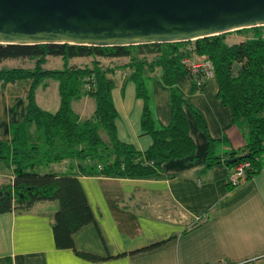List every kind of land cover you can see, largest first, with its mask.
Instances as JSON below:
<instances>
[{
  "label": "crops",
  "instance_id": "0c3cea01",
  "mask_svg": "<svg viewBox=\"0 0 264 264\" xmlns=\"http://www.w3.org/2000/svg\"><path fill=\"white\" fill-rule=\"evenodd\" d=\"M228 38L237 43L245 39L238 34ZM202 59L192 57L196 62ZM128 77V70L123 69L115 70L113 76L111 95L117 112V138L145 152L152 138L141 131L144 103ZM194 82L195 78L185 72L176 76L179 92L201 116L206 130L202 132L191 120L197 162L170 161L163 166L160 178L149 179L88 175L79 168L84 163L78 161L71 173L52 172L78 178L95 223L73 235V249H61L53 233L57 201H38L29 209L1 213L0 264H264V168L252 179L231 188L227 185L230 168L220 163L204 167L209 140L223 161L224 154L245 146V131L232 122L230 110L218 99L214 77L195 91ZM29 85L22 81L0 86V141L5 144H11L15 129L25 119ZM146 86L155 120L167 126L171 120L169 92L159 71L150 75ZM91 99L86 96L72 102L80 120L92 106ZM35 100L42 110L57 111V82L45 81L37 88ZM27 130H35L42 144V133L35 124ZM12 172L10 160H0L2 184L11 183ZM203 217L206 221L194 222ZM157 243L162 244L131 254Z\"/></svg>",
  "mask_w": 264,
  "mask_h": 264
},
{
  "label": "trees",
  "instance_id": "16d2710c",
  "mask_svg": "<svg viewBox=\"0 0 264 264\" xmlns=\"http://www.w3.org/2000/svg\"><path fill=\"white\" fill-rule=\"evenodd\" d=\"M231 33L245 39L230 45L227 38ZM192 57H203L211 63L218 99L230 110L232 122L235 125L244 123L246 127L245 146L240 151L224 154V159L239 157L240 160L225 166L231 171L240 163L248 162L245 180L258 175L264 168V26L189 42L125 47L0 44V65L6 60L33 63L28 69H0V86L22 81L30 83L23 123L15 129L11 144L0 141V160L9 159L13 167L11 183L0 185L3 193L0 214L29 209L38 201H57L53 225L55 244L61 249H73V235L83 226L95 223L93 214L74 174H42L39 172L42 166L64 160H77L81 164L95 161L96 167L79 165V168L88 175L149 179L160 178L163 166L170 161L197 162L190 122L193 120L202 132H206L205 126L176 85L178 73L185 72L192 77L182 63ZM51 58H60L63 69H44ZM78 58H91L92 61L90 64L70 63ZM100 59L108 60V63L104 64ZM120 59L126 60L124 64H113ZM117 69L128 70L136 95L143 100L141 131L152 138V145L145 152H139L117 138V112L111 95ZM156 71L160 72V79L169 92L171 120L167 126H160L155 120L146 86L150 75ZM48 80L58 83L60 102L55 112L42 110L35 100L37 88ZM196 88L194 82L193 91ZM86 96L94 100L95 110L91 118L80 120L71 104ZM30 124H35L42 133V144L29 138ZM102 131L106 138L102 137ZM213 148L214 142L209 140L205 168L219 164L222 159L216 156ZM79 255L98 260L91 255Z\"/></svg>",
  "mask_w": 264,
  "mask_h": 264
},
{
  "label": "water",
  "instance_id": "95a60500",
  "mask_svg": "<svg viewBox=\"0 0 264 264\" xmlns=\"http://www.w3.org/2000/svg\"><path fill=\"white\" fill-rule=\"evenodd\" d=\"M262 26L264 0H0L1 45L125 47Z\"/></svg>",
  "mask_w": 264,
  "mask_h": 264
},
{
  "label": "rangeland",
  "instance_id": "374dc122",
  "mask_svg": "<svg viewBox=\"0 0 264 264\" xmlns=\"http://www.w3.org/2000/svg\"><path fill=\"white\" fill-rule=\"evenodd\" d=\"M234 36L235 33H231L228 37L230 36ZM229 39V38H228ZM228 44L232 45L233 43H237L236 41L235 42H232V41H227ZM92 61L91 58H78L76 60H73L71 61L70 63H77V64H90V62ZM100 61L104 64H107L108 63V60H105V59H100ZM126 60L125 59H120L118 60V62H116V64H123ZM33 66V63H29L28 61H25V63L23 62V60H6L4 61L1 65H0V69L2 68H5V69H10V68H32ZM44 69H47V70H61L63 69V63L61 61L60 58H51L50 61L44 65ZM55 82V81H53ZM51 85H54V84H51ZM57 89H58V83H57ZM92 103V106H88V110L86 113H84L82 115V118L83 120L87 119V118H90V116L92 115L93 111H94V107H95V102L93 99L90 100ZM75 110L78 111V107L75 106ZM240 128L243 129V131L246 130V127H245V124L244 123H240L239 125ZM35 127L34 126H31V129ZM29 136L31 138L32 141H35V142H39V139L37 137V135L35 134V130H30L29 132ZM101 135L103 138H106V134L105 132H101ZM77 160H64L60 163H51L49 166H42L39 170L40 173H48V172H63V173H71L72 170H73V167L74 165L77 163L76 162ZM97 165V162H89V163H84V167H96ZM72 167V168H71Z\"/></svg>",
  "mask_w": 264,
  "mask_h": 264
},
{
  "label": "built area",
  "instance_id": "2783aa9c",
  "mask_svg": "<svg viewBox=\"0 0 264 264\" xmlns=\"http://www.w3.org/2000/svg\"><path fill=\"white\" fill-rule=\"evenodd\" d=\"M182 63L187 66L190 74L195 78L197 88H199L205 80L213 77V67L206 58H203L199 62L185 59ZM88 87V85L85 86L87 90L89 89ZM248 167L249 163L243 162L232 169L227 177V185L231 188H235L239 186L243 181H245V170ZM0 185H2L1 181ZM201 221H206L205 217L194 220L195 223Z\"/></svg>",
  "mask_w": 264,
  "mask_h": 264
}]
</instances>
